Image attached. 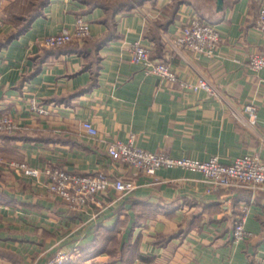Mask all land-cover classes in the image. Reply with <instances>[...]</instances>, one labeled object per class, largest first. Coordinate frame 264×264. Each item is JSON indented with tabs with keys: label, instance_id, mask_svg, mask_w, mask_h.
<instances>
[{
	"label": "crops",
	"instance_id": "obj_1",
	"mask_svg": "<svg viewBox=\"0 0 264 264\" xmlns=\"http://www.w3.org/2000/svg\"><path fill=\"white\" fill-rule=\"evenodd\" d=\"M261 1L224 0L217 9L215 0H0V112L18 124L0 133V154L40 168L115 175L132 167L113 161L104 139L133 136L136 145L175 157L264 159V66L248 65L263 46L255 26ZM194 14L220 32L212 56L171 43ZM78 15L89 23L88 38L42 55L48 48L36 41L71 28ZM137 39L181 80L203 76L212 90L145 72L127 49ZM32 96L48 114L30 109ZM83 119L97 137L84 134ZM140 177L143 184L125 196L114 200L111 188L99 205L75 210L49 193L44 174L0 164V264H46L57 246L78 249L66 264H256L264 256V189L206 191L201 171L180 166ZM243 201L252 235L234 242Z\"/></svg>",
	"mask_w": 264,
	"mask_h": 264
},
{
	"label": "built area",
	"instance_id": "obj_2",
	"mask_svg": "<svg viewBox=\"0 0 264 264\" xmlns=\"http://www.w3.org/2000/svg\"><path fill=\"white\" fill-rule=\"evenodd\" d=\"M255 26L263 37V46L254 50L248 57V65L254 71H259L264 66V1L258 6ZM90 34L89 23L78 15L71 28L63 27L59 31L49 33L39 38L36 44L40 47H55L66 44L73 39H82ZM221 39L219 30L204 16L190 15L181 24L178 33L172 38L173 46L188 48L197 54L203 53L212 56ZM127 49L130 60L142 65L147 73H154L170 84L181 86L189 85L193 89L205 88L212 90L210 82L203 76L193 84L181 80L169 62L158 60L152 56V45L140 40L129 42ZM29 107L38 114H47L49 109L39 99L31 97ZM255 105L247 104L245 110L255 117ZM18 124L7 113H0V133H11ZM84 134L97 137V127L88 119L80 122ZM99 138V137H98ZM110 158L119 163L132 167L131 172L112 175L103 170L77 172L57 166L45 165L40 168L28 160L5 159L0 154V164L7 166L15 173L37 176L42 173L46 177V187L50 194L58 196L68 208L79 210L87 204L101 203V198L112 188L117 192V200L136 187L143 184L142 175H153L157 168L180 166L191 170H199L203 174L206 191L219 188H248L252 192L264 189V159L258 154L245 153L238 155L228 162L221 161L217 156L199 159L189 156L175 157L164 150L154 151L138 146L133 136L126 140L120 138L104 139ZM154 181H150L153 183ZM248 212V202L243 201L241 212L233 222L231 239L234 242L245 240L252 235V231L245 227ZM78 249L67 252L61 247H56L46 256V264H66L76 255ZM264 264V256L258 258V263Z\"/></svg>",
	"mask_w": 264,
	"mask_h": 264
},
{
	"label": "trees",
	"instance_id": "obj_3",
	"mask_svg": "<svg viewBox=\"0 0 264 264\" xmlns=\"http://www.w3.org/2000/svg\"><path fill=\"white\" fill-rule=\"evenodd\" d=\"M11 37H12V36L8 37V38L6 39V41L9 40ZM87 38H88V36L85 37V38H82V39H73V40L70 41V42H73V41L78 42V40H86ZM70 42H68V43H70ZM56 47H59V46H55V47H46V48H48V49H45V48H44V49H43V52H42V55H43V54L45 55L48 51H51V48H56ZM75 48H77V47H75ZM78 49H81V51L84 52V50H82V48H78ZM91 62L93 63V66H92V64H91L90 68H91V70L93 71V75H94L95 72H96V62H95V59H91ZM94 64H95V65H94Z\"/></svg>",
	"mask_w": 264,
	"mask_h": 264
},
{
	"label": "water",
	"instance_id": "obj_4",
	"mask_svg": "<svg viewBox=\"0 0 264 264\" xmlns=\"http://www.w3.org/2000/svg\"><path fill=\"white\" fill-rule=\"evenodd\" d=\"M217 9H221L224 4V0H215Z\"/></svg>",
	"mask_w": 264,
	"mask_h": 264
},
{
	"label": "rangeland",
	"instance_id": "obj_5",
	"mask_svg": "<svg viewBox=\"0 0 264 264\" xmlns=\"http://www.w3.org/2000/svg\"><path fill=\"white\" fill-rule=\"evenodd\" d=\"M195 53H196V52H195ZM32 97H33V96H32ZM0 113H1V112H0ZM48 113H49V112H48ZM48 113H47V114H48ZM7 114H8V113H7ZM15 160H16V159H15ZM116 193H117V192H116Z\"/></svg>",
	"mask_w": 264,
	"mask_h": 264
}]
</instances>
